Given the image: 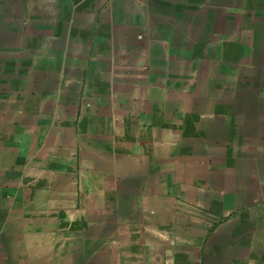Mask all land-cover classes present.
Listing matches in <instances>:
<instances>
[{"label": "crops", "instance_id": "obj_1", "mask_svg": "<svg viewBox=\"0 0 264 264\" xmlns=\"http://www.w3.org/2000/svg\"><path fill=\"white\" fill-rule=\"evenodd\" d=\"M0 264H264V0H0Z\"/></svg>", "mask_w": 264, "mask_h": 264}]
</instances>
